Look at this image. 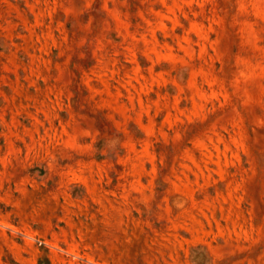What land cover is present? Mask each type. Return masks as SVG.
Instances as JSON below:
<instances>
[{
  "label": "rangeland",
  "instance_id": "obj_1",
  "mask_svg": "<svg viewBox=\"0 0 264 264\" xmlns=\"http://www.w3.org/2000/svg\"><path fill=\"white\" fill-rule=\"evenodd\" d=\"M0 115V264H264V0H0Z\"/></svg>",
  "mask_w": 264,
  "mask_h": 264
},
{
  "label": "crops",
  "instance_id": "obj_2",
  "mask_svg": "<svg viewBox=\"0 0 264 264\" xmlns=\"http://www.w3.org/2000/svg\"><path fill=\"white\" fill-rule=\"evenodd\" d=\"M1 116V115H0ZM5 118H6V116H5ZM4 117H0V127H1V131L5 134L7 131L6 130H4V128L7 126L6 125V119H5ZM21 132H24L23 130L21 131ZM8 133H10V132H8ZM7 133V134H8ZM18 135H21V133L20 132H16ZM7 134H5V136H7Z\"/></svg>",
  "mask_w": 264,
  "mask_h": 264
},
{
  "label": "built area",
  "instance_id": "obj_3",
  "mask_svg": "<svg viewBox=\"0 0 264 264\" xmlns=\"http://www.w3.org/2000/svg\"><path fill=\"white\" fill-rule=\"evenodd\" d=\"M24 236H28V235H24Z\"/></svg>",
  "mask_w": 264,
  "mask_h": 264
}]
</instances>
